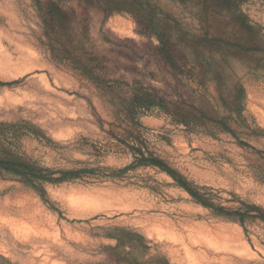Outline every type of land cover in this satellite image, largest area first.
<instances>
[{
    "label": "rangeland",
    "instance_id": "374dc122",
    "mask_svg": "<svg viewBox=\"0 0 264 264\" xmlns=\"http://www.w3.org/2000/svg\"><path fill=\"white\" fill-rule=\"evenodd\" d=\"M0 160V264H264V0H0Z\"/></svg>",
    "mask_w": 264,
    "mask_h": 264
},
{
    "label": "trees",
    "instance_id": "16d2710c",
    "mask_svg": "<svg viewBox=\"0 0 264 264\" xmlns=\"http://www.w3.org/2000/svg\"><path fill=\"white\" fill-rule=\"evenodd\" d=\"M51 8H47L46 12H44L43 9H41V12H43V20L45 23V26L47 28V32H49V34H47L49 37L51 34L56 35L55 34V27H56V23L57 22H61L60 20H66L67 16L65 13L62 12L61 8L59 7V5L57 4H51L50 5ZM69 23V22H68ZM68 28H70L68 26ZM56 42V40H55ZM56 52V49L53 48V53ZM55 58H57V60H60V58L58 56L55 55ZM76 63V62H75ZM70 65H74V64H70ZM10 164L6 163L3 160H0V166L5 168V169H9ZM190 194L191 196L198 202L201 203L202 205L206 206V207H210L208 205V203L206 202V200H204V198H202L199 194H194L191 190H189L186 186H183Z\"/></svg>",
    "mask_w": 264,
    "mask_h": 264
},
{
    "label": "bare ground",
    "instance_id": "6f19581e",
    "mask_svg": "<svg viewBox=\"0 0 264 264\" xmlns=\"http://www.w3.org/2000/svg\"><path fill=\"white\" fill-rule=\"evenodd\" d=\"M202 238H204V237H202ZM206 240V239H205ZM212 242V241H211ZM211 244V243H210ZM214 244H215V242H214ZM216 245V244H215ZM222 245V244H221ZM214 246V245H213ZM216 248V247H215Z\"/></svg>",
    "mask_w": 264,
    "mask_h": 264
}]
</instances>
